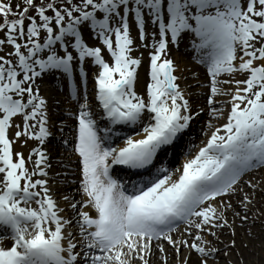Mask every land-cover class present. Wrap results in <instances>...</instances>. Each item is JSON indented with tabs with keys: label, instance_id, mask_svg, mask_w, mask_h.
<instances>
[{
	"label": "snow or ice",
	"instance_id": "6c2138e0",
	"mask_svg": "<svg viewBox=\"0 0 264 264\" xmlns=\"http://www.w3.org/2000/svg\"><path fill=\"white\" fill-rule=\"evenodd\" d=\"M0 34V264H219L213 240L264 191L244 179L264 169V0H0ZM185 39L207 76L198 107L171 55ZM46 79L67 84L73 125L57 126Z\"/></svg>",
	"mask_w": 264,
	"mask_h": 264
},
{
	"label": "bare ground",
	"instance_id": "6f19581e",
	"mask_svg": "<svg viewBox=\"0 0 264 264\" xmlns=\"http://www.w3.org/2000/svg\"><path fill=\"white\" fill-rule=\"evenodd\" d=\"M151 26V25H149ZM86 39L88 42L92 41L89 36L86 34ZM140 44L139 39L136 41ZM143 49V48H142ZM145 50V49H143ZM147 51V50H146ZM172 58L176 60L177 67L179 71L176 73L181 77L180 84L181 87H188V90L192 95V100L194 106H199L204 103L203 99L200 98V93L202 91H206V89L202 90L201 88L196 87L197 80L194 78V74H197L199 77V81L201 83H205L207 81V76L205 72V68L196 63L193 59V52L189 49L188 41L185 39L181 44L179 49H172L171 52ZM147 59V58H146ZM98 71V69H94L93 67H88V81L90 80L89 72ZM96 73V72H95ZM242 79L243 77H237ZM147 82V70H143L139 72V80L137 83V90L141 94H144V88ZM42 84V92L44 95L50 98V101L53 105H55L56 101H60V106L57 108L55 106L51 107V112L53 113V119L55 120L57 126L61 123L62 120L67 119V123L71 126L74 124V121L68 119L63 116V111L74 108L75 105L71 103L67 96V89H65V85L67 84H59L53 83L50 80H45L41 82ZM190 86V87H189ZM67 88V87H66ZM66 90V93H65ZM65 93V94H64ZM65 95V97H64ZM92 95V94H91ZM67 102V103H66ZM208 117L206 113L202 115L198 120L193 122L194 127H192V131L196 134L194 143L199 145V141L204 139L203 135V127L207 123ZM221 120L219 123H223ZM70 129H65V134H69ZM192 133L190 132L189 135ZM32 143V142H30ZM49 148L52 149V144H49ZM71 158L75 159L74 156H70L69 153H66L61 150L59 147H56L53 150V159L59 160L61 158ZM183 157L181 155H177V159L173 161L172 166L175 167ZM74 168V165H73ZM55 171H60L54 167ZM71 179V177H69ZM245 180H251L253 183H259L260 187L264 189V169H261L257 172H253L244 177ZM62 183V181H61ZM65 190H72L71 188ZM245 191L251 193L252 189L245 188ZM79 198V197H78ZM236 199H239L237 197ZM236 201L233 200V203ZM251 211L248 213L249 222L241 225V221L239 219L235 220L233 228L235 229V237H232L231 230L225 229L224 232L220 235V242L217 243L213 238L209 237L210 240H213V244L221 249L218 260L219 264H264V215H261L259 219H255L253 217V213L259 211H264V191H257L255 194V198L253 199V204L250 206ZM239 210V209H237ZM232 214L229 213V222H232ZM251 232V235H249ZM236 240L235 248H225V245L229 244L232 239ZM244 245H247L246 247ZM169 253H172L171 249H168ZM225 252H227V256H225ZM182 255H187V250H183ZM159 253L152 259V264H159ZM169 264H176L174 255H170ZM190 264H198L196 255L192 254V259Z\"/></svg>",
	"mask_w": 264,
	"mask_h": 264
},
{
	"label": "rangeland",
	"instance_id": "374dc122",
	"mask_svg": "<svg viewBox=\"0 0 264 264\" xmlns=\"http://www.w3.org/2000/svg\"><path fill=\"white\" fill-rule=\"evenodd\" d=\"M15 2H16V3H19V0H15ZM132 26H133V25H132ZM132 29H133V27H132ZM151 29H152V27L148 26V31H151ZM132 36H133V38H135L136 41H137V39H138V38H137V37H138V33H136L135 30L133 31ZM96 43H98V42H93V43H91V44H96ZM136 45H137V47H139V44H138L137 42H136ZM4 51H5V52H6V51H10V49L6 48ZM141 52H142L143 55H144V63H143V65H142V67L139 69V72H141V71H143L145 68H147V65H148V59H146L148 53H147L146 50H143L142 48H140L139 51L134 52L133 55L139 56V55L141 54ZM0 54H3V53H0ZM29 147H30V145H28L27 148H20V146L17 145V150H20V151H23V152L26 153V151H27V149H28Z\"/></svg>",
	"mask_w": 264,
	"mask_h": 264
}]
</instances>
